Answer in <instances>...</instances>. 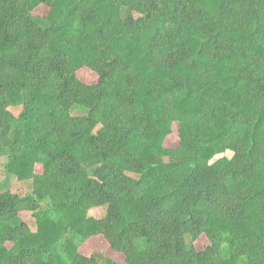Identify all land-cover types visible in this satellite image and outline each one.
Segmentation results:
<instances>
[{
  "label": "trees",
  "instance_id": "trees-1",
  "mask_svg": "<svg viewBox=\"0 0 264 264\" xmlns=\"http://www.w3.org/2000/svg\"><path fill=\"white\" fill-rule=\"evenodd\" d=\"M3 159L0 264H264V0H0Z\"/></svg>",
  "mask_w": 264,
  "mask_h": 264
},
{
  "label": "rangeland",
  "instance_id": "rangeland-1",
  "mask_svg": "<svg viewBox=\"0 0 264 264\" xmlns=\"http://www.w3.org/2000/svg\"><path fill=\"white\" fill-rule=\"evenodd\" d=\"M11 110L15 115H18L21 112L22 107H14V108H11ZM224 156H228L231 158L233 156V153L228 151L225 154L218 155V156H216L215 159L212 160V162H214V161H216L219 158H222ZM3 165H4V159L2 160V169H1V173H0V193L4 192L6 190H9V191H12L14 193L21 194V195L29 192L30 191V183L18 181L16 178H8L6 173H5ZM106 210H107V207L95 208V209L90 211V216L94 217V218H103L106 214ZM25 218H26L25 220L29 223L31 229L34 231L35 230V224H34L35 222L33 221V219L30 216H26ZM100 242H101V245L99 243H97L95 248H97V250H103V246H104V250H105L106 247H105L104 242L101 240H100Z\"/></svg>",
  "mask_w": 264,
  "mask_h": 264
}]
</instances>
